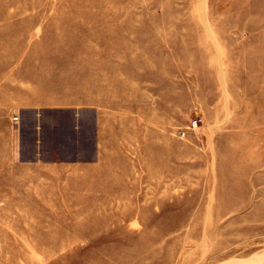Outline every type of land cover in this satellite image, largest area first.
Returning <instances> with one entry per match:
<instances>
[{
  "label": "rangeland",
  "instance_id": "1",
  "mask_svg": "<svg viewBox=\"0 0 264 264\" xmlns=\"http://www.w3.org/2000/svg\"><path fill=\"white\" fill-rule=\"evenodd\" d=\"M193 1L0 0V264H264V0Z\"/></svg>",
  "mask_w": 264,
  "mask_h": 264
},
{
  "label": "bare ground",
  "instance_id": "2",
  "mask_svg": "<svg viewBox=\"0 0 264 264\" xmlns=\"http://www.w3.org/2000/svg\"><path fill=\"white\" fill-rule=\"evenodd\" d=\"M196 0H194L192 3H191V5H193L194 6V2H195ZM206 1V0H205ZM245 1H237V3H236V5H237V7H240V6H243ZM197 8V9H196ZM206 8V7H205ZM194 11L196 12V13H193V19H194V21L195 22H197V21H199L198 23H202V25L204 24L205 25V28H206V32L211 36V33L213 32H210V25H209V22H208V19H207V17L205 16L206 15V10L204 11V3H203V0H199L198 2H197V6H195L194 7ZM204 12H205V14H204ZM214 22H216V21H214ZM225 24H227L228 25V23H225ZM227 25L225 26L226 28H227ZM211 27H213V26H211ZM215 27H216V24H215ZM199 28V27H198ZM217 28V27H216ZM191 29V28H190ZM192 30V29H191ZM197 34H198V32H197ZM212 34H215V33H212ZM213 38L214 37H217L216 36V34L214 35V36H212ZM219 38H220V36H218ZM201 40V39H200ZM210 40V39H209ZM213 40H215V39H213ZM217 40H218V38H217ZM219 41V40H218ZM215 42H216V40H215ZM216 43H218V42H216ZM219 44V43H218ZM209 50V49H208ZM217 50V49H216ZM220 58V57H219ZM214 59V58H213ZM217 59V58H216ZM218 60H220V59H218ZM235 62V61H234ZM221 65V64H220ZM219 69L220 68H218V71H219ZM222 69V68H221ZM217 70V69H216ZM221 74V73H220ZM221 76H223L222 74H221ZM217 77V76H216ZM219 78V77H218ZM224 78L222 77V80H223ZM218 81H220V80H218ZM224 81V80H223ZM226 81V80H225ZM224 81V82H225ZM227 83V82H226ZM226 83H225V85H226ZM220 84V83H219ZM228 84H230V81H229V83ZM223 86H224V84H223ZM223 89V88H222ZM223 90H226L225 88L223 89ZM227 91V90H226ZM227 94V93H226ZM225 94V95H226ZM223 95H224V93H223ZM227 96V95H226ZM223 99V98H222ZM234 99V98H233ZM227 105V104H226ZM226 105H224V107H226ZM263 109V108H262ZM260 110V109H259ZM232 124V123H231ZM236 126V125H235ZM241 126V125H240ZM239 126V127H240ZM243 127V126H242ZM242 127H240V128H242ZM250 128V127H249ZM227 129V128H226ZM232 132V131H231ZM225 133H227V132H225ZM229 133V132H228ZM262 134V133H261ZM260 134V135H261ZM264 134V133H263ZM249 142V141H248ZM256 149V148H255ZM214 152V151H213ZM212 153V152H211ZM258 153V152H257ZM214 157V156H213ZM212 157V158H213ZM215 160V159H214ZM213 160V161H214ZM212 162V161H211ZM246 162V161H245ZM215 165V164H214ZM213 165V166H214ZM233 165V167L235 168V169H237V170H240V171H242V169L246 166L245 164H244V162H242L241 160H238V161H236V163H234V164H232ZM210 167V166H209ZM223 167V166H222ZM243 167V168H242ZM213 171V170H212ZM209 172H211V171H209ZM213 174V173H212ZM222 175V174H221ZM208 176V175H207ZM213 176V175H212ZM232 176H234V174H231V173H229L228 174V176H227V181H225V179L222 177V179L223 180H221V185L222 186H220V193H221V195H222V197L224 198H226L227 197V199H229L230 201L232 200H235V199H245V197L244 196H241V197H238L239 195H237L238 193H237V191L235 190V185H237V184H239L240 182H241V180H240V178H237V177H232ZM214 178H215V175H214ZM213 178V179H214ZM214 182H215V180H214ZM228 183L227 185H223V184H225V183ZM253 183V182H252ZM252 183H250V184H252ZM215 184V183H214ZM215 186V185H214ZM225 186H231V187H225ZM208 187V186H207ZM210 187H211V185H210ZM213 187V186H212ZM252 187V186H251ZM213 189H214V187H213ZM212 189V190H213ZM255 189V188H254ZM211 190V189H210ZM256 190V189H255ZM213 192V191H212ZM212 192H210L211 194H213ZM255 192V191H254ZM216 193V192H215ZM227 194V195H226ZM210 195V194H209ZM213 195H215V194H213ZM237 195V196H236ZM255 196V195H254ZM209 197H212V196H209ZM233 197V198H232ZM214 198H215V196H214ZM214 200V199H213ZM212 200V201H213ZM216 200V199H215ZM226 200V199H225ZM240 200H236V202H239ZM216 202V201H215ZM224 204V203H223ZM252 204V203H251ZM217 206V205H216ZM250 206V205H249ZM222 209H223V207H222ZM215 211V210H214ZM226 211H228L227 210V207L225 208V209H223L222 211H217V212H214L213 214H211V213H208L207 214V216H210V215H216V216H220V215H222V214H224V213H226ZM206 215V214H205ZM209 218V217H208ZM128 226V225H127ZM213 233V232H212ZM205 235V234H204ZM79 259V258H78ZM80 260H81V258H80Z\"/></svg>",
  "mask_w": 264,
  "mask_h": 264
},
{
  "label": "crops",
  "instance_id": "3",
  "mask_svg": "<svg viewBox=\"0 0 264 264\" xmlns=\"http://www.w3.org/2000/svg\"><path fill=\"white\" fill-rule=\"evenodd\" d=\"M62 111H67V112H69V110H62ZM15 115H19V114H15ZM14 117V116H13ZM67 162V161H66ZM69 162H75V160H72V161H69Z\"/></svg>",
  "mask_w": 264,
  "mask_h": 264
},
{
  "label": "built area",
  "instance_id": "4",
  "mask_svg": "<svg viewBox=\"0 0 264 264\" xmlns=\"http://www.w3.org/2000/svg\"><path fill=\"white\" fill-rule=\"evenodd\" d=\"M16 120H19V119H18V116L16 117Z\"/></svg>",
  "mask_w": 264,
  "mask_h": 264
}]
</instances>
